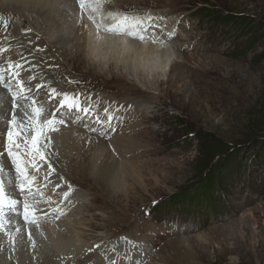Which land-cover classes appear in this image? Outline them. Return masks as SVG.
Segmentation results:
<instances>
[{
  "label": "rangeland",
  "instance_id": "1",
  "mask_svg": "<svg viewBox=\"0 0 264 264\" xmlns=\"http://www.w3.org/2000/svg\"><path fill=\"white\" fill-rule=\"evenodd\" d=\"M107 4L122 15L156 18L144 40L169 52L166 66L129 70L115 58L101 61L88 54L86 60L82 51L73 49L75 35L81 33L75 19L71 25L59 11L41 4L28 9L45 15L21 17L17 6L8 9L0 4V13L5 11L7 17L0 18V28L8 21L23 27L20 31L35 41L44 37L54 60H62L71 76L66 83L76 89L82 106H90L87 114L78 112L81 120L77 122L86 125L74 127L98 138L107 132L104 141L132 140L125 147L131 148V154L126 149L117 151L118 155L112 149L93 152L91 169L85 163L82 171L92 180L81 177L75 167L65 169L66 177L62 176L67 185L70 180L73 185L85 180L87 186H72L80 202L61 221L73 225L69 230L75 231L76 242L69 245L61 238L71 252L65 250L66 257L55 256L56 261L66 264L71 259L75 264L79 251L91 249L81 264H90L94 258L117 264L137 245L133 264H264V132L254 139L242 134L251 114L264 106V0H108ZM240 16L246 20L243 25ZM51 33L59 43L47 38ZM11 35L10 30L2 31V38ZM67 35L66 44L61 37ZM39 50L37 57H43L47 47ZM19 73L17 79L23 81L27 69ZM35 79L28 76L24 82ZM95 94L99 101L90 102ZM29 96L45 110H56L58 97L37 90ZM21 106L28 112L24 103ZM21 110H16L18 120ZM101 125L108 127L101 131ZM112 129L116 134L109 136ZM47 137L60 146L59 137ZM6 141L7 133L1 134L2 150ZM207 143L218 150L209 154L212 161L200 169ZM51 152L56 155L52 157L60 155ZM99 163L112 166L103 176L107 177L104 183L91 177ZM202 193L208 195L207 201H199ZM33 195L44 197L43 202L54 201L53 194L40 189ZM35 239V246L27 242V264L43 263L34 251L52 254L37 240L40 237ZM117 243L121 248H110Z\"/></svg>",
  "mask_w": 264,
  "mask_h": 264
},
{
  "label": "bare ground",
  "instance_id": "2",
  "mask_svg": "<svg viewBox=\"0 0 264 264\" xmlns=\"http://www.w3.org/2000/svg\"><path fill=\"white\" fill-rule=\"evenodd\" d=\"M0 4L4 5L5 8L8 7V9L9 6L10 8H12L11 5H14L13 8L17 6V8H19V11L23 13L21 17H31V16L41 17L43 13L38 11L35 12L33 10L28 9L29 6L37 7L38 4H41L42 7L47 6L48 8L50 7L49 9L53 8L56 11H59L60 15H63L62 17L64 18V20H66L71 25L74 24V19H75L76 21H78L77 24H79V29L81 33L79 35H77L76 33L75 35L77 40L76 44H79L80 47L74 44L75 46L73 49L74 51L76 49L78 51H82L86 60H87L86 56H88V54H91L93 58L99 59L101 61H106L107 59L115 58L121 63H123L122 68L125 69L127 68L129 70H133L134 68L153 69V67L156 66L164 67L169 62V52L165 49L158 48L156 44H149L145 40H140L138 37H133L127 34L107 31L106 27L108 25L114 24V21L110 17H108L107 14L109 12H113L118 15H122L121 12L115 11V9L113 7H110L111 5L108 6L107 3L105 4L103 10L105 19L102 21V25L99 29L96 27V25L93 23L92 20H89L87 18V15H84L83 21L78 19V17L80 16V12L78 5L74 3V0H66V5L63 8L57 6V0H0ZM44 11L45 10H43V12ZM0 14H1L0 18H7L5 15V11ZM43 15H45V13ZM45 18L47 20H52V19L54 20L53 17L51 19L50 16L48 15H46ZM97 19H99V17ZM22 20L24 23L23 26H25L27 23L24 20V18H22ZM22 28L23 27L18 29L13 25V23L11 24L9 22L7 24V27H5L4 25L3 27L0 28V45L2 46V49H7V51H1L3 61H1L0 59V69L7 68L9 63H12L13 65L20 64L21 67L19 69H14V71L20 72L23 71L24 69H27V74L25 73L26 75L24 77V80L28 76L36 78L34 81H31L30 83H28L29 80L26 82H24L23 80L26 87L32 88V91L37 90L40 93L42 92L43 95H47L48 97L52 96L51 94L52 87H55L58 91L67 92L70 95L77 94L76 89H74L73 86L66 83L67 78H70L71 76L69 72H67V70H65L62 67L63 65L62 60H60L59 58H56L54 60L55 57L52 54H50L51 47L49 45V42L46 41L44 37H41L40 39L35 41L34 36H28L26 34H23V32L20 31ZM28 28L29 25L27 24V29ZM5 29L10 30V32L12 33L10 38L9 37H7L6 39L2 38V31ZM25 35L26 38H24ZM144 35L146 37L147 33H145ZM52 37H53V33L47 35V38L53 44L60 42V40L59 42L57 41L54 42ZM61 41L66 42L67 44L69 41V36L67 35V37H61ZM42 46H46L47 51L43 53V57H37V53H40L39 47ZM85 48H87V50ZM50 58H53L52 61H50ZM36 61L38 63V64L36 63V65L38 66L35 65ZM100 70H104V69H100ZM44 73H46L47 75H45ZM122 73H125V71ZM10 75H11L10 73L5 74L6 80L10 79ZM37 84H40L43 87L37 89L36 88ZM73 84L76 83L74 82ZM11 85L13 88H16L17 86L16 80H11ZM0 87L2 88L0 89V102L3 103V107H2L3 110L1 111V117H0V135H1V134H6L8 129V124L5 125L4 122H8V119H10V114L6 118L5 113L9 112V110L11 109V95L10 93H6V90L3 89L2 85H0ZM25 95H30V93L26 92ZM56 97H58V99L54 100V102L56 101L55 102L56 110L55 111L51 109L45 110L43 116L47 118H51L54 113L55 119L63 120L65 122L63 125L61 124L56 125L58 129L57 131L50 132L47 129H45L46 136L50 134V136L54 135L59 137L57 141L58 142L60 141V146L58 145L57 142L51 141L49 139L50 143L48 145L50 148L46 147L42 149L46 153V159L44 161H38L39 171L33 169L31 165L28 166L29 173L35 176L36 179L33 185V192L32 194L27 196V199L29 201H32L33 199H37L40 201L39 204L37 205L38 208L37 216L41 217L38 221L39 228H37L35 225L25 223L22 217H16L12 225L6 224L5 225L6 231L0 232V238H1L0 260L2 261V262L0 261V264H27L28 261L27 242L35 241L36 240L35 238L37 237H40V239L37 240L41 243H44V245L46 244V247L49 248L52 252V254L50 255L48 254L49 252L47 253L45 252V250L43 251L40 249L39 251H34L36 252V254H39V256H41L43 260V263H41V260H39L40 264H58V262L56 261V257H58L59 259L63 257L65 258L66 257L65 250H67V247H65L64 243H62L61 238H63L64 241H67L69 245L70 242L72 243L75 241L73 239V237L75 236L72 237V234H74L75 231L69 230L70 228H73V225L67 223V221H61V218H67L68 217L67 214L69 210H71V208H73L75 205H78L80 202V198L78 197L79 193L73 188L69 198L68 199L64 198L63 193L68 190L67 187L68 185L66 182H64L63 179L64 178L63 176L66 177V175L64 174L65 169H67L68 166L70 168L75 167L76 171L83 174L81 177L84 176L87 177L88 179H91L88 175L85 176L86 175L84 174L86 173L85 171L83 173L82 171L83 168H85V163L90 165L88 167H90L91 169V163H92L91 160L93 158L92 157L93 152L96 151L107 152L108 150L110 151L112 149L111 151L116 153V155H118L119 153L117 151L126 149L128 154L132 153L130 151L131 150L130 147L125 148L131 144L132 140L130 141L127 139L122 141L121 143H115L114 141H111L112 139H109L110 141L109 140L104 141L101 140L104 139L103 138L104 135L103 137L98 138L92 135L90 132L89 134H87V131H85L84 133L82 130L76 129L74 127L75 124H78L77 127H79L80 125L81 128H83L86 124L82 125V123L77 122V119L79 121L81 120V118H79V114L77 111L74 110L69 111L67 109L60 108L59 102L61 99H63V97L62 96H56ZM97 97L100 99L99 95L97 94L92 95L90 96L92 100L89 101L98 102L99 99H96ZM105 98L106 97H103L102 99L104 100ZM79 99L81 101L82 98L79 96ZM18 102L20 103V108H18V110H21L22 107L21 104L24 103L27 106L26 110L29 113L31 112V102L29 100L18 101ZM113 103L114 102L112 101L109 104H106L108 105L106 107L109 108L113 106L111 105ZM130 107H135V105L133 104ZM69 114L72 115V118L70 119L68 118ZM106 127H108V125L99 126L101 131L102 128H106ZM115 132L116 131L112 130L111 132H109V136H114L116 134ZM106 134L108 133L106 132ZM114 139L115 138H113V140ZM41 143L43 144L44 141L43 142L41 141ZM0 150H2V145H0ZM52 150L56 151L57 154L60 153V155L58 157H52V156H56L52 154L51 152ZM79 161L80 163H78ZM0 163H3L5 166V172L3 173L5 180H7L9 176H12L14 178L15 176L14 166L11 164V160L10 158L7 157L6 153L3 157H0ZM49 165H51V168H49ZM80 166L82 168H80ZM110 167L112 166L111 165L104 166L103 163L102 164L99 163V165L96 168L95 167L92 168L91 174H93V176L91 177L95 180L96 183H98L97 182L98 180H101L104 183L105 180L107 181V177L103 178V176L104 174L106 175V173L110 170ZM69 183H71V186H74L76 184L75 185L76 187L78 186L83 189L86 188L87 186L85 180H76L74 185L72 180H70ZM7 187L9 191H12L11 186H7ZM36 189H40L44 193L49 192L50 194H53L54 201L52 203H48V201L43 202L44 197H42L41 195H38V197L33 195L36 192ZM13 195L20 199L23 197L19 193L18 189L13 191ZM90 209L91 208H88L86 212H89ZM52 210L54 211V213L52 212ZM60 212H62L63 214L61 215ZM49 213H51L52 215L49 216L48 215ZM81 215H83L85 219V214H80V216ZM57 216H59L58 219ZM18 227L24 228L25 231L28 232L24 234L21 230H19V232L15 231V228ZM11 233H13V235L9 236L8 234ZM29 233H31L32 240H29ZM95 238L96 237H94V239ZM89 239L92 238H88V240ZM13 241H15V243H13ZM104 241L107 240L105 239ZM110 246H111L110 248H121L120 243L111 244ZM137 247L139 246L137 245L133 246L131 251L128 252V258L126 260L123 259V262H120L122 260H119L117 264L120 263L133 264L132 260L134 254H137L136 253ZM90 250L91 249H89L88 251L86 250L79 251L78 255L80 257L75 258V264H81L89 256ZM77 251L78 249L76 250V252ZM67 252H71V251L67 250ZM76 252L73 254L74 256ZM94 259L92 260V262H90V264H103V262L106 263V260L104 258L95 259V261ZM4 260H8L7 263ZM113 262L114 264H116L115 263L116 260H113L112 263ZM66 264H73V263L71 262V259H69L67 260Z\"/></svg>",
  "mask_w": 264,
  "mask_h": 264
},
{
  "label": "snow or ice",
  "instance_id": "3",
  "mask_svg": "<svg viewBox=\"0 0 264 264\" xmlns=\"http://www.w3.org/2000/svg\"><path fill=\"white\" fill-rule=\"evenodd\" d=\"M107 2L108 0H74L80 12L78 19L83 21L84 15H87V18L92 20L99 29L102 21L105 19L103 10ZM65 5L66 0H57L58 7L63 8ZM107 15L114 21V24L106 27L107 31L127 34L138 37L140 40L145 39L144 34L147 33L149 27L154 26L156 19L151 16L118 15L113 12H109ZM98 17L99 19H97ZM3 23L7 27L8 21H3ZM169 35H174V33H170ZM155 42L154 40L153 43ZM0 51H7V49H0ZM20 67V64L13 65L9 63L7 68L0 69V85L11 95V109L5 113L6 118L10 114V119H8L7 141L3 146V150H0V157H3L6 153L7 157L11 160V164L14 166L15 172L14 178L9 176L5 180L3 175L5 166L3 163H0V232L6 231L5 225H12L16 217H22L25 223L35 225L39 228L38 221L41 217L37 216V205L40 201L37 199L29 201L27 199V196L33 192V185L36 179L35 176L29 173L28 166L31 165L33 169L39 171L38 161H44L46 159V153L42 149L46 148L50 143L45 129L54 132L58 130L56 127L57 124L63 125L65 123L63 120L55 119L54 113L51 118L44 117V105L37 104L35 99L29 95H25L26 92L31 93L32 88L26 87L23 81L17 79L20 73L14 71V69H19ZM6 73L11 74L8 80H6ZM34 78L32 77V79ZM11 80H16V88L12 87ZM40 87L42 85H36L37 89ZM51 94L53 99L56 96L63 97L59 102L60 108L62 109L74 110L85 114L90 111V106H82L79 94L70 95L67 92L58 91L55 87L51 88ZM28 100H31V112L21 110L22 118L18 120L16 112L20 108L18 101ZM2 107L3 103L0 102V108ZM111 119L112 117L108 116L109 127H111ZM112 130L115 131V129ZM91 131H96V129L93 128ZM101 134L105 135V133ZM42 137L44 138L43 144L41 143ZM22 146L24 151H21ZM49 168H51V165H49ZM6 185L11 186L12 191H9ZM16 189H18L24 199L21 200L13 195V191ZM72 190V186L68 185V190L63 193L65 199L69 198ZM36 191L39 192V189ZM60 214L62 215L63 213L60 212ZM58 218L59 216H57ZM16 231L19 232V229L17 228ZM29 240H32L31 233H29ZM127 243L132 244L133 242L127 240ZM33 246H35L34 241Z\"/></svg>",
  "mask_w": 264,
  "mask_h": 264
},
{
  "label": "trees",
  "instance_id": "4",
  "mask_svg": "<svg viewBox=\"0 0 264 264\" xmlns=\"http://www.w3.org/2000/svg\"><path fill=\"white\" fill-rule=\"evenodd\" d=\"M238 19L240 22L239 24H241V25H243V22L244 23L246 22L245 18L242 16L238 17ZM243 130H244L242 132L243 137H245L247 139H254L255 137H252V136L264 132V106H262L261 108L254 111L251 114V119H249L248 122H246L245 128ZM207 142H211V141H207ZM209 144H211V143H207V146H206V148L208 149L207 157H206V159L203 160V162L201 161L202 168H200V169H203V167H206L208 162L210 163L212 161L213 156L211 158H209V154L210 153L214 154L215 151L218 150V148L215 149L216 148V147H214L215 145L211 144L209 146ZM202 195H204V196H201L199 201H207L208 195L205 193H202Z\"/></svg>",
  "mask_w": 264,
  "mask_h": 264
}]
</instances>
